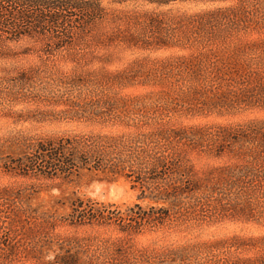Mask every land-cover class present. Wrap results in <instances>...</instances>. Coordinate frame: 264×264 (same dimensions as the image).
<instances>
[{"label":"rangeland","instance_id":"obj_1","mask_svg":"<svg viewBox=\"0 0 264 264\" xmlns=\"http://www.w3.org/2000/svg\"><path fill=\"white\" fill-rule=\"evenodd\" d=\"M100 3L105 16L94 23L64 12L86 26L72 44L34 34L3 46L0 264H264V0ZM158 37L171 46L154 48ZM90 100L111 115L93 120L68 105ZM137 109L180 129L175 146L195 180L179 186L174 208L166 203V225L129 236L67 224L78 197L123 210L151 204L125 175L6 168L40 139L129 130L113 114Z\"/></svg>","mask_w":264,"mask_h":264},{"label":"trees","instance_id":"obj_2","mask_svg":"<svg viewBox=\"0 0 264 264\" xmlns=\"http://www.w3.org/2000/svg\"><path fill=\"white\" fill-rule=\"evenodd\" d=\"M143 1L160 6L178 0ZM38 7H49L52 11H38ZM72 9L80 11L78 15L75 13V20H85L86 23L103 19L106 12L100 0H0V57L4 56L3 46L8 40L19 41L34 34L51 35L50 46L60 48L64 44H72L76 35L82 36L87 31L86 26H78L73 24V20L64 18L68 16L64 12ZM151 45L154 48L171 46L163 37H158ZM50 53L45 51L44 55L49 56ZM91 102L95 100L83 106L76 103L68 105L74 114L82 115L83 110L90 113L93 120L103 117L104 113L111 115V112L99 111L97 106L89 104ZM140 111L129 113L123 110L113 114L116 123L129 128L121 133L40 139L30 144L23 156L11 159L12 165L6 163V168L19 170L21 175L37 173L46 178H70L82 170L125 175L134 186H140L139 198L150 199L151 204L144 207L141 203H134L123 210L114 203L78 197L71 202L67 224L115 225L129 236L146 227L166 225L172 215V209L166 203L174 208L173 201L179 186H195V180L175 146L182 139L180 129L159 121L147 122L139 117H145ZM124 115L137 118L129 122L122 119Z\"/></svg>","mask_w":264,"mask_h":264}]
</instances>
